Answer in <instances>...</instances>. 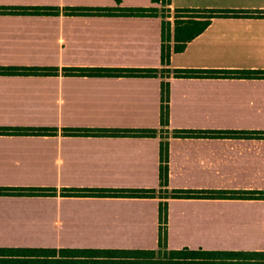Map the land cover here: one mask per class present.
<instances>
[{
  "label": "crops",
  "instance_id": "crops-1",
  "mask_svg": "<svg viewBox=\"0 0 264 264\" xmlns=\"http://www.w3.org/2000/svg\"><path fill=\"white\" fill-rule=\"evenodd\" d=\"M160 5L157 0H0V6L60 9L0 12V67L57 68L53 73H0V189H10L0 192V246L153 248L160 243L162 226L169 248L263 242L264 218L257 212H264V196L163 195L174 189L264 194V0H171L172 11L251 13L213 18L184 50L172 53L168 65L162 62L161 13L119 11ZM74 6L116 11H66ZM66 68L160 71L92 75L66 73ZM177 68L256 72L251 77H188L176 76ZM163 81L169 89L165 126ZM37 128L46 132H1ZM73 128L157 132H69ZM177 130L197 134L177 135ZM163 142L169 145L167 185L161 184ZM41 188L53 192L40 193ZM66 188H154L156 195H69ZM162 202L168 205L166 221ZM242 210L253 212L250 221L258 219L254 222H262V230H245L256 226L241 224ZM191 211L194 219L187 218Z\"/></svg>",
  "mask_w": 264,
  "mask_h": 264
},
{
  "label": "trees",
  "instance_id": "trees-1",
  "mask_svg": "<svg viewBox=\"0 0 264 264\" xmlns=\"http://www.w3.org/2000/svg\"><path fill=\"white\" fill-rule=\"evenodd\" d=\"M163 5V44L162 62L168 65L173 52L185 49L187 43L200 34L212 22L213 18L233 14H250V10L218 9V8H189L180 7L173 11L171 0H157ZM70 13L115 12L116 8H98L74 6L67 7ZM119 11L129 14L158 15L156 6L153 7H119ZM1 13H59L58 7L48 6H0ZM173 16V20L169 17ZM159 68H66V73L105 74V75H156ZM57 68L45 67H0V73H53ZM256 70L231 69H197L177 68L176 76L188 77H251ZM264 73V72H263ZM162 125L169 124V89L168 83H162ZM48 131V130H47ZM2 133L46 132L44 129L2 130ZM71 133L96 132L101 134H146L155 135V128H125L100 129L98 131L73 128ZM177 135L197 134L191 130H177ZM168 142L162 143L161 184H168ZM10 189H0V192ZM34 191V190H32ZM36 191V190H35ZM40 193H51L53 190L41 188ZM64 194L71 195H100V196H155L154 188H66ZM207 197V198H252L263 197L249 191L232 190H194L174 189L170 195L163 197ZM161 217L164 221L168 215L167 202L160 204ZM166 228L161 227L159 248H108V247H29V246H0V264H264V251L247 250H206L169 248L166 242ZM161 241L163 242L161 245ZM162 248L164 250H162ZM256 255L262 256L257 257Z\"/></svg>",
  "mask_w": 264,
  "mask_h": 264
},
{
  "label": "rangeland",
  "instance_id": "rangeland-1",
  "mask_svg": "<svg viewBox=\"0 0 264 264\" xmlns=\"http://www.w3.org/2000/svg\"><path fill=\"white\" fill-rule=\"evenodd\" d=\"M158 11L160 13H163V5H160V7H158ZM194 211H199V209L198 210H194ZM242 212H243L242 214H243L244 217H242L240 219L242 221L241 224H253L254 226H256V228L255 227H251V225L250 226H245V227H249V228H247L245 230H247V231L262 230V222H260L259 226H258V223L254 222V221H257L258 219L250 221L251 213H253V212L246 211V210L245 211L242 210ZM257 213H261V216H263V218H264V212H257ZM186 215H187V218H193L194 217L193 216L194 215L193 211L187 212ZM226 232L230 234L231 230H228ZM224 235L230 236V235H227V234H224ZM226 239L230 240L229 237H226ZM242 240H253V239H247L246 238V239H242ZM262 241L263 242H261V243H253V244H238V245H222V244H220V245H212V244H205L204 246H187V247L190 248V249H201V247H203L202 249H206V250H240V251H242V250H250V249H258L259 250V249H262V248L264 249V240H262ZM162 243L163 242L161 241V245H163ZM159 245H160V243L158 244V246H156V248H159ZM182 248H184V247H182ZM162 250H164V249L162 248ZM256 256L257 257H262V256H259V255H256Z\"/></svg>",
  "mask_w": 264,
  "mask_h": 264
},
{
  "label": "bare ground",
  "instance_id": "bare-ground-1",
  "mask_svg": "<svg viewBox=\"0 0 264 264\" xmlns=\"http://www.w3.org/2000/svg\"><path fill=\"white\" fill-rule=\"evenodd\" d=\"M215 213H216V212H215ZM215 213H214V214H215ZM191 217H192V216H191ZM191 219H192V218H191ZM186 222H187V221H186ZM186 222H185V223H186ZM184 225H185V224H184ZM186 226H187V225H186ZM187 228H188V227H187Z\"/></svg>",
  "mask_w": 264,
  "mask_h": 264
}]
</instances>
